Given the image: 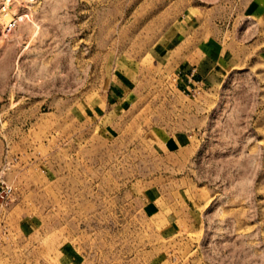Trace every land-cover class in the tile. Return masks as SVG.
<instances>
[{
	"label": "rangeland",
	"instance_id": "374dc122",
	"mask_svg": "<svg viewBox=\"0 0 264 264\" xmlns=\"http://www.w3.org/2000/svg\"><path fill=\"white\" fill-rule=\"evenodd\" d=\"M243 3L0 0V264H264ZM192 26L230 29L238 65L175 68Z\"/></svg>",
	"mask_w": 264,
	"mask_h": 264
},
{
	"label": "crops",
	"instance_id": "0c3cea01",
	"mask_svg": "<svg viewBox=\"0 0 264 264\" xmlns=\"http://www.w3.org/2000/svg\"><path fill=\"white\" fill-rule=\"evenodd\" d=\"M241 12L242 22L238 24L239 28H242V31H239L240 36L247 34L250 38L237 43L241 45L240 49L255 47L259 50L264 44V0H244ZM214 29L213 34L207 31L208 36L205 37L202 32L195 31L192 26L190 34H187L181 43L172 49L175 52L167 55L169 62L175 68L184 72L190 71L191 75L196 76L205 73L222 74L236 67L240 57L235 56L230 49L236 43L232 38L233 32L225 26L221 27V30ZM221 67L223 69H220Z\"/></svg>",
	"mask_w": 264,
	"mask_h": 264
}]
</instances>
